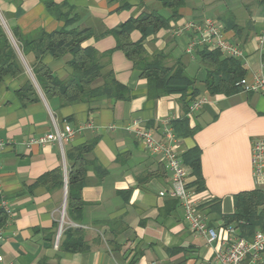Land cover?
Returning a JSON list of instances; mask_svg holds the SVG:
<instances>
[{"label": "crops", "instance_id": "1", "mask_svg": "<svg viewBox=\"0 0 264 264\" xmlns=\"http://www.w3.org/2000/svg\"><path fill=\"white\" fill-rule=\"evenodd\" d=\"M185 3L176 21L169 22L168 28L147 37L142 44L148 59L162 53L166 67L176 62L183 64L185 76L194 81L193 90L206 99L192 115L189 107L193 101L185 113L179 95L149 99L146 79L121 51L115 50V40L107 33L142 13L156 12L169 18L170 13L160 6L159 0H130V8L120 11L118 3L109 0H0V27L23 70L19 76L0 80V141L6 143L0 152V187L15 213L3 229L0 264H211L214 245L205 244L189 230L178 201L168 195L159 196L158 193L171 190L170 173L159 156L149 153L124 130L134 121H141L160 138L162 121L169 120L180 155L193 147L201 151L204 189L194 192L193 200L201 203L199 210L208 226H223L222 219L206 206L209 203L218 201L220 214L230 215L234 211V195L264 190L256 185L250 163L251 141L264 137V97L243 92L227 97L208 95L203 84L205 69L196 52L185 53L187 36L172 35V30L186 21L213 18L222 26L224 37L243 51L245 79L252 83L255 77L264 76V50L260 51L257 45L264 25V0ZM59 14L66 19L58 18ZM232 24L241 28L238 34L230 29ZM66 26L92 32L83 46L94 48L103 71H112L115 79L128 88V100L96 97L87 103L63 107L57 99L44 96L32 73L34 58L22 54L12 30L17 28L29 37ZM130 39L139 42L141 35L133 31ZM69 58L53 60L47 56L44 63L64 80L71 73ZM25 80L31 81L38 100L22 106L16 92ZM101 83L98 80L94 86ZM184 117L190 119V126L200 128L192 138H180L174 133L172 123ZM64 124L78 132L62 143V148L57 144L25 146L29 139ZM111 125L116 129L109 132L105 128ZM92 141L94 147L85 155L93 164L81 192L82 218L73 222L66 213V153ZM58 168L63 172L62 187L49 191L37 184L42 176ZM183 168L191 181L189 169ZM67 229L82 232L89 247L87 252L60 251Z\"/></svg>", "mask_w": 264, "mask_h": 264}, {"label": "trees", "instance_id": "2", "mask_svg": "<svg viewBox=\"0 0 264 264\" xmlns=\"http://www.w3.org/2000/svg\"><path fill=\"white\" fill-rule=\"evenodd\" d=\"M118 3L120 10L130 8V0H109ZM160 6L170 13L165 19L156 12L142 13L136 18H131L121 24L117 29L107 32L115 40V50L121 51L138 70L140 76L148 83L147 97L159 99L169 95H179L184 112H188L189 104L199 96L193 90L194 81L185 76V69L181 62H176L172 67L164 65L165 56L155 54L148 59L143 47V40L154 36L160 30L169 27V22L179 18V10L186 3L185 0H159ZM58 18L66 19L59 14ZM230 29L238 34L241 28L232 24ZM138 31L141 35L139 42L131 41L130 34ZM12 35L20 44L24 55L31 54L34 58L32 73L44 96L48 99H57L60 106L87 103L96 97H105L111 101H126L130 98L129 90L120 84L112 71H103L97 51L92 47H84V43L92 36L87 29H68L67 26L50 33L40 31L33 36H23L17 28L12 30ZM201 65L205 69L203 84L206 93L210 96H230L242 92L237 85L245 79L246 70L241 59L223 57L217 49L203 48L196 51ZM50 56L53 60H61L69 56L67 62L71 70L70 75L64 80L57 78L51 69L44 63V58ZM23 72L16 52L0 27V80L6 76L16 77ZM101 80L99 86L95 82ZM30 80H25L16 96L22 106L29 102L37 101V96ZM190 119L186 117L172 123L177 137L187 138L194 136L200 129L199 126L189 125ZM94 147V142L84 143L70 149L66 153L68 161L67 171V200L66 213L73 222L82 218L84 202L81 192L85 186L86 175L92 167V162L86 159ZM201 151L193 147L180 155L183 166L189 169L191 181L186 186L199 192L204 189V182L200 169ZM38 185L51 190L63 186V172L55 169L44 176ZM176 201V200H175ZM177 202V201H176ZM175 202V204H176ZM210 212L216 213L223 221L222 227H231L238 237L251 240L257 231L264 230V190L241 192L233 196L234 211L230 215L220 214L219 202L206 205ZM201 208V207H200ZM6 215L0 208V227L6 222ZM210 227V226H209ZM60 244L61 252L85 253L89 250L84 242L80 230L67 229L63 233Z\"/></svg>", "mask_w": 264, "mask_h": 264}, {"label": "built area", "instance_id": "3", "mask_svg": "<svg viewBox=\"0 0 264 264\" xmlns=\"http://www.w3.org/2000/svg\"><path fill=\"white\" fill-rule=\"evenodd\" d=\"M175 38L187 36L185 53L193 55L197 50L203 48L217 49L225 57L241 59L244 58L243 51L234 43L224 37L221 25L211 18H204L200 22L186 21L181 26L172 30ZM260 51L264 50V25L257 38ZM237 85L243 93H258L264 97V76H257L252 83L242 79ZM206 103L204 97L194 100L189 107V114L196 113ZM169 120L162 121L161 137L155 136L154 132L146 127L141 121H134L124 127V130L135 140L143 144L145 149L152 155L159 156L165 170L170 173L171 190L167 193L160 192L159 196L168 195L171 199L178 201L182 210L183 219L189 230L202 239L207 245H214L211 264H264V230L257 231L251 240L238 237L231 227H209L207 219L200 212L201 203L193 200V190L186 186L188 173L183 168L180 153L177 149V139L171 131ZM113 131L116 126L105 128ZM78 130H73L67 124L61 128L55 126L48 134L31 138L25 142L26 147L43 144H57L62 148V143L68 142ZM6 143L0 141V152ZM251 171L258 187H264V137H258L251 141ZM66 179V170H65ZM0 208L7 219L3 227H0V240L3 239V229L15 213L8 200H5L0 187ZM59 235L56 238L57 247ZM2 256H0V263Z\"/></svg>", "mask_w": 264, "mask_h": 264}, {"label": "water", "instance_id": "4", "mask_svg": "<svg viewBox=\"0 0 264 264\" xmlns=\"http://www.w3.org/2000/svg\"><path fill=\"white\" fill-rule=\"evenodd\" d=\"M64 184H65V186L67 185L66 179L64 180Z\"/></svg>", "mask_w": 264, "mask_h": 264}, {"label": "rangeland", "instance_id": "5", "mask_svg": "<svg viewBox=\"0 0 264 264\" xmlns=\"http://www.w3.org/2000/svg\"><path fill=\"white\" fill-rule=\"evenodd\" d=\"M211 19H213V18H211ZM25 65V64H24Z\"/></svg>", "mask_w": 264, "mask_h": 264}]
</instances>
